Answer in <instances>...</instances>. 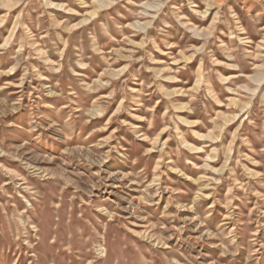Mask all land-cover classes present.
Instances as JSON below:
<instances>
[{
    "label": "rangeland",
    "instance_id": "rangeland-1",
    "mask_svg": "<svg viewBox=\"0 0 264 264\" xmlns=\"http://www.w3.org/2000/svg\"><path fill=\"white\" fill-rule=\"evenodd\" d=\"M0 264H264V0H0Z\"/></svg>",
    "mask_w": 264,
    "mask_h": 264
}]
</instances>
